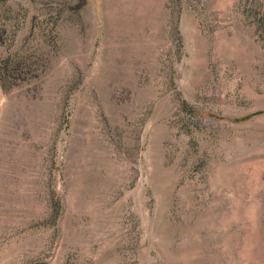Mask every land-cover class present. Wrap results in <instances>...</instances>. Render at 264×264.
I'll list each match as a JSON object with an SVG mask.
<instances>
[{
    "label": "rangeland",
    "instance_id": "1",
    "mask_svg": "<svg viewBox=\"0 0 264 264\" xmlns=\"http://www.w3.org/2000/svg\"><path fill=\"white\" fill-rule=\"evenodd\" d=\"M0 264H264V0H0Z\"/></svg>",
    "mask_w": 264,
    "mask_h": 264
}]
</instances>
